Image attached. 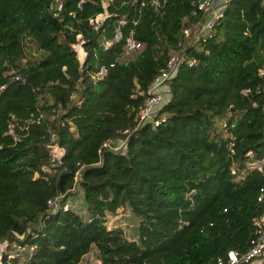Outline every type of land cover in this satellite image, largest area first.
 <instances>
[{
    "label": "trees",
    "instance_id": "16d2710c",
    "mask_svg": "<svg viewBox=\"0 0 264 264\" xmlns=\"http://www.w3.org/2000/svg\"><path fill=\"white\" fill-rule=\"evenodd\" d=\"M153 1L111 0L94 29L101 0H0V264H78L89 251L96 264H213L247 250L264 175L233 183L229 167L264 152V3L228 0L187 47L199 0ZM127 37L140 44L129 55ZM170 50L184 60L165 83L164 121L137 125ZM50 133L62 150L53 165ZM117 136L122 153L103 147ZM58 195L72 205L48 211ZM119 208L136 219L135 238L107 226Z\"/></svg>",
    "mask_w": 264,
    "mask_h": 264
},
{
    "label": "built area",
    "instance_id": "2783aa9c",
    "mask_svg": "<svg viewBox=\"0 0 264 264\" xmlns=\"http://www.w3.org/2000/svg\"><path fill=\"white\" fill-rule=\"evenodd\" d=\"M110 1L111 0H101L102 7L104 9L103 12L95 15L89 20V23L93 25L94 29H97L107 16L106 7ZM227 1L228 0H199L197 3H195L193 13H198L200 16L195 21H189L188 19L184 20L186 25L182 28L181 33L183 36V44L185 46L199 47L200 41H203V39L209 33H211L214 27L217 25ZM153 2L154 4H157V0H154ZM262 2L264 3V0H262ZM120 22L124 23L125 21L121 20ZM120 37L121 34L119 29L115 28L113 40L105 42L104 45L110 46L113 41L118 40ZM81 42V36L77 35L76 41L71 44V48L75 51L79 62H81L83 56H85V53L81 48ZM139 47L140 44L138 42H135L130 37H127L125 39L123 53L129 55L130 52L137 50ZM183 60L184 55L182 53H177L173 50L168 52L165 66L149 82L147 87L148 97H146L142 106L139 107L137 116H135V118H137V125L150 123L155 126L159 122L164 121V116L163 114H160V109L169 98L168 87L165 83L174 75L179 63ZM193 62V60H188V63ZM104 71V67H101L99 72L95 74L94 78L102 77ZM258 73L261 74L262 71L259 70ZM221 125L224 126V123ZM8 133L12 134V129L10 126L8 128ZM121 133L126 134V131ZM50 139L53 141L54 134L50 133ZM125 145L126 138L122 136H117L114 139L103 143L104 148L120 153L125 150ZM49 154L51 157V165L55 164V162L59 163L62 150L54 141L49 144ZM250 170H257L264 175V152L262 157L258 160L252 158L251 152H247L245 154V159L242 161V163H240V165L235 162L231 163L229 167V173L232 175L231 181L233 183L240 182ZM75 190L76 189L74 188V191ZM263 195L264 188L261 187L256 200L263 201ZM63 198L64 195H58L47 200V210H66L68 207H70L73 203L71 199L67 197L63 201ZM252 225L253 232L252 237L248 242L247 250L240 254L233 250H229L224 256L217 257L213 264H264V208L263 211L253 219ZM13 247L15 254L23 253L26 250L18 245H13Z\"/></svg>",
    "mask_w": 264,
    "mask_h": 264
},
{
    "label": "rangeland",
    "instance_id": "374dc122",
    "mask_svg": "<svg viewBox=\"0 0 264 264\" xmlns=\"http://www.w3.org/2000/svg\"><path fill=\"white\" fill-rule=\"evenodd\" d=\"M28 50L31 53H35V48L33 46H28L26 53H28ZM79 56H80V54H79ZM73 196L74 195H72V198H73ZM78 198H79L78 196H75V199H73V200H75V205H76V201ZM76 211L79 213H82L81 208L76 210ZM106 224L108 227L120 226L123 229L127 238H129V239L135 238L134 231L136 230V228H135L136 219L132 216V214L130 213L128 208H119L115 214L108 215ZM4 247H6V242L0 241V254L3 253ZM22 260H23V258L20 259V261H22ZM96 263H97V260L94 257L93 251H89L88 253H86L81 258V260L78 262V264H96Z\"/></svg>",
    "mask_w": 264,
    "mask_h": 264
},
{
    "label": "water",
    "instance_id": "95a60500",
    "mask_svg": "<svg viewBox=\"0 0 264 264\" xmlns=\"http://www.w3.org/2000/svg\"><path fill=\"white\" fill-rule=\"evenodd\" d=\"M76 179L77 181L80 179V172H78V174L76 175ZM78 185H77V182L75 183V189H77Z\"/></svg>",
    "mask_w": 264,
    "mask_h": 264
}]
</instances>
